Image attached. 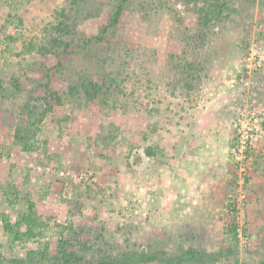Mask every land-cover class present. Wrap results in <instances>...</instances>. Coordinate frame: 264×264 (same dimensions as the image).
<instances>
[{
  "label": "rangeland",
  "instance_id": "1",
  "mask_svg": "<svg viewBox=\"0 0 264 264\" xmlns=\"http://www.w3.org/2000/svg\"><path fill=\"white\" fill-rule=\"evenodd\" d=\"M122 2L0 0L2 264H264V0Z\"/></svg>",
  "mask_w": 264,
  "mask_h": 264
},
{
  "label": "trees",
  "instance_id": "2",
  "mask_svg": "<svg viewBox=\"0 0 264 264\" xmlns=\"http://www.w3.org/2000/svg\"><path fill=\"white\" fill-rule=\"evenodd\" d=\"M128 1L129 0H124V2L120 3L117 6V10L115 12L114 18L112 20V25H111L110 28H115L118 25L119 18L121 17L123 9H124V5H125L124 3L128 2ZM207 21H211L210 18H209V14L207 15ZM108 30L109 29H107V31ZM94 87H95V89H98V85L94 84ZM3 261H4L3 256L0 255V264H2ZM130 262L134 263V258H131V257H128L127 255H125V257L122 258L119 261H115V260L107 261V260H105V261H101V262H98V263L89 262L87 264H130Z\"/></svg>",
  "mask_w": 264,
  "mask_h": 264
},
{
  "label": "built area",
  "instance_id": "3",
  "mask_svg": "<svg viewBox=\"0 0 264 264\" xmlns=\"http://www.w3.org/2000/svg\"><path fill=\"white\" fill-rule=\"evenodd\" d=\"M6 49V46L3 42L0 43V54L3 53ZM2 56H0V60H1ZM254 123H258V119H255L254 120ZM243 134L242 136L240 137L241 140H240V143H239V148L237 147L238 151L241 153V154H244V152L247 150V142L250 140V141H253V140H256L257 139V134L260 133V129L259 127L257 126V124H255L252 128H243ZM239 133H240V130H239ZM256 134V136H254Z\"/></svg>",
  "mask_w": 264,
  "mask_h": 264
}]
</instances>
